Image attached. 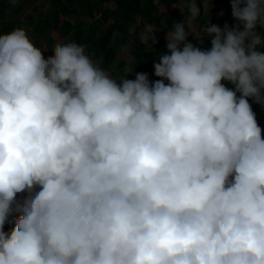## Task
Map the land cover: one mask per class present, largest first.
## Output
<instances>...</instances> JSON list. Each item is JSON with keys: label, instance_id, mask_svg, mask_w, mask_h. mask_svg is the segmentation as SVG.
<instances>
[{"label": "clouds", "instance_id": "obj_1", "mask_svg": "<svg viewBox=\"0 0 264 264\" xmlns=\"http://www.w3.org/2000/svg\"><path fill=\"white\" fill-rule=\"evenodd\" d=\"M178 2L155 81L0 34V264H264V0L200 34Z\"/></svg>", "mask_w": 264, "mask_h": 264}, {"label": "trees", "instance_id": "obj_2", "mask_svg": "<svg viewBox=\"0 0 264 264\" xmlns=\"http://www.w3.org/2000/svg\"><path fill=\"white\" fill-rule=\"evenodd\" d=\"M36 1L0 0V34L24 28L37 47L44 41L46 48L52 49L55 43L52 33L57 30L65 42L85 46L92 60L116 79L124 74L126 67L130 72L134 70L126 74L128 79H135L137 72L147 73L150 81L160 79L154 75L153 65L167 51L165 34L173 22H181L178 0H40L33 12L24 16L29 3ZM223 7L227 17L232 15L231 0H225ZM43 8L44 11H39ZM229 23L231 27L236 24ZM148 25L157 30L154 33L157 42L151 47L142 39ZM186 30L189 31L187 24ZM256 30L264 36V29ZM188 40L202 49L211 48L210 39L200 43L189 36ZM124 51L131 55L129 61L117 59L118 53ZM44 56H50L49 51ZM249 103L256 118L264 112V105L252 99ZM260 127L264 130V123ZM9 229L10 225L6 224L5 231Z\"/></svg>", "mask_w": 264, "mask_h": 264}, {"label": "rangeland", "instance_id": "obj_3", "mask_svg": "<svg viewBox=\"0 0 264 264\" xmlns=\"http://www.w3.org/2000/svg\"><path fill=\"white\" fill-rule=\"evenodd\" d=\"M224 2H225V0H212V2H211V0H201L200 1L201 15L195 20H192L191 18L187 19L186 24L189 27V31L188 32L190 34L203 33L205 28L208 26L210 20H211V23L216 24V25L220 26L221 28H223L226 24L229 27H231L230 23H229L230 21H232L234 23H237V21L233 18L232 15L227 17L226 11H225V9L223 7V3ZM40 3H41L40 0H38L36 2L29 3L28 7L25 9L24 16L28 15V14H31L33 12V9L35 7H37ZM48 7L49 6H47L46 9ZM178 8L180 10L184 9L185 10V14H187L186 13V5L185 4L179 3ZM44 10H45V8H43V10L40 9L39 11H44ZM185 14H183L180 11V17L179 18H180L181 22L185 21V19H186V15ZM86 20H89V19H86ZM151 30H152V27H150L149 25L146 26L145 29L143 30L144 31L143 36H147V33L149 31H151ZM166 36H167V33L165 34V37ZM190 36L195 42H200L201 43V41L198 40L195 35H190ZM52 37L55 39V43H54L53 47L55 46L56 43L65 42L64 37L57 30L53 31ZM208 39H210V38H208L206 36L204 37V40H208ZM204 40H203V42H204ZM39 48H41L42 50H45L46 53L49 51V55L50 56L53 55L52 50L46 48L44 41H42V44H41V46ZM86 53L89 55L88 51H86ZM89 57H90V55H89ZM117 59L118 60L129 61L131 59V55L127 51L126 52L125 51L124 52H119L118 55H117ZM94 63H96L98 65L97 62L94 61ZM129 72H130V69L128 67L124 68V74L120 75L119 78L125 76ZM223 83L225 84L226 87H229V88L233 87V85L231 83H229V82L224 81ZM256 119H257V122H258L259 126H260V124L264 123V112L260 113L257 116ZM10 227H11V225H10Z\"/></svg>", "mask_w": 264, "mask_h": 264}, {"label": "built area", "instance_id": "obj_4", "mask_svg": "<svg viewBox=\"0 0 264 264\" xmlns=\"http://www.w3.org/2000/svg\"><path fill=\"white\" fill-rule=\"evenodd\" d=\"M24 195L26 194H18V199H22Z\"/></svg>", "mask_w": 264, "mask_h": 264}]
</instances>
